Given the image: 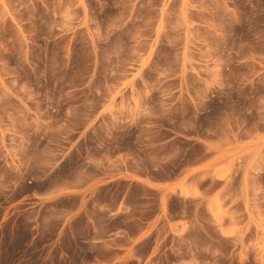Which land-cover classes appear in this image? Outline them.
Wrapping results in <instances>:
<instances>
[{"label": "rangeland", "instance_id": "rangeland-1", "mask_svg": "<svg viewBox=\"0 0 264 264\" xmlns=\"http://www.w3.org/2000/svg\"><path fill=\"white\" fill-rule=\"evenodd\" d=\"M128 190L115 264H264V0H0V264H103Z\"/></svg>", "mask_w": 264, "mask_h": 264}, {"label": "crops", "instance_id": "crops-1", "mask_svg": "<svg viewBox=\"0 0 264 264\" xmlns=\"http://www.w3.org/2000/svg\"><path fill=\"white\" fill-rule=\"evenodd\" d=\"M131 197L130 190H128L123 196L119 208L110 213L109 216L113 219L121 216L123 223L120 227L109 231L103 238L100 237V234L106 225L101 224L95 217L87 214L82 216L81 220H77L76 217L73 219L75 223L71 224L69 231L76 240L95 243L99 250L108 254L109 256L106 258H99L103 264H115L124 259H136L147 263V260L152 258L151 255L143 257L141 253L144 243L152 234L153 229L162 224L164 211L162 210L160 215L146 220L140 215L139 210L134 209ZM138 206L144 208L146 205L138 204ZM119 241H124V243H119ZM153 249L154 247L150 248V254Z\"/></svg>", "mask_w": 264, "mask_h": 264}]
</instances>
